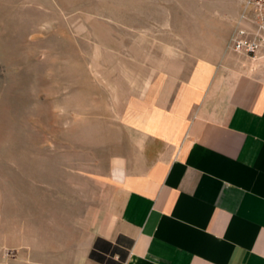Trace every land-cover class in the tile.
<instances>
[{
  "label": "rangeland",
  "instance_id": "374dc122",
  "mask_svg": "<svg viewBox=\"0 0 264 264\" xmlns=\"http://www.w3.org/2000/svg\"><path fill=\"white\" fill-rule=\"evenodd\" d=\"M241 3L0 0V264L81 259L114 219L116 88L221 63L228 80L248 71L227 52Z\"/></svg>",
  "mask_w": 264,
  "mask_h": 264
},
{
  "label": "crops",
  "instance_id": "0c3cea01",
  "mask_svg": "<svg viewBox=\"0 0 264 264\" xmlns=\"http://www.w3.org/2000/svg\"><path fill=\"white\" fill-rule=\"evenodd\" d=\"M224 68L116 88L114 219L75 264H264V70Z\"/></svg>",
  "mask_w": 264,
  "mask_h": 264
},
{
  "label": "built area",
  "instance_id": "2783aa9c",
  "mask_svg": "<svg viewBox=\"0 0 264 264\" xmlns=\"http://www.w3.org/2000/svg\"><path fill=\"white\" fill-rule=\"evenodd\" d=\"M227 52L248 63V71L264 66V0H242L227 40Z\"/></svg>",
  "mask_w": 264,
  "mask_h": 264
}]
</instances>
